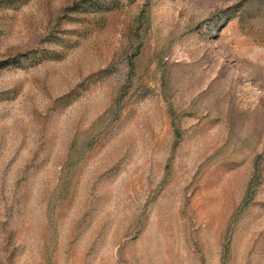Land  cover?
<instances>
[{
  "label": "rangeland",
  "instance_id": "374dc122",
  "mask_svg": "<svg viewBox=\"0 0 264 264\" xmlns=\"http://www.w3.org/2000/svg\"><path fill=\"white\" fill-rule=\"evenodd\" d=\"M0 264H264V0H0Z\"/></svg>",
  "mask_w": 264,
  "mask_h": 264
}]
</instances>
